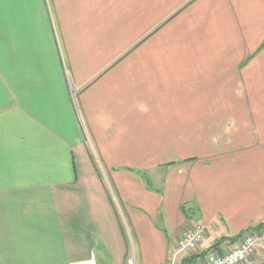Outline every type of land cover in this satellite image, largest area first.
I'll list each match as a JSON object with an SVG mask.
<instances>
[{
    "label": "crops",
    "instance_id": "1",
    "mask_svg": "<svg viewBox=\"0 0 264 264\" xmlns=\"http://www.w3.org/2000/svg\"><path fill=\"white\" fill-rule=\"evenodd\" d=\"M263 224L264 0H0V264H182Z\"/></svg>",
    "mask_w": 264,
    "mask_h": 264
},
{
    "label": "built area",
    "instance_id": "2",
    "mask_svg": "<svg viewBox=\"0 0 264 264\" xmlns=\"http://www.w3.org/2000/svg\"><path fill=\"white\" fill-rule=\"evenodd\" d=\"M205 234V227L198 225L187 231L177 241V253H194ZM262 236L257 230L245 231L238 244L231 250L220 253L218 249H209L202 257L189 259L182 264H243L250 261L261 247ZM128 264H133L129 260ZM171 264H176L172 260Z\"/></svg>",
    "mask_w": 264,
    "mask_h": 264
},
{
    "label": "rangeland",
    "instance_id": "3",
    "mask_svg": "<svg viewBox=\"0 0 264 264\" xmlns=\"http://www.w3.org/2000/svg\"><path fill=\"white\" fill-rule=\"evenodd\" d=\"M259 233L261 232L259 229H256ZM261 234V233H260ZM262 236V241L263 243L261 242V247L260 248H264V235H261Z\"/></svg>",
    "mask_w": 264,
    "mask_h": 264
},
{
    "label": "trees",
    "instance_id": "4",
    "mask_svg": "<svg viewBox=\"0 0 264 264\" xmlns=\"http://www.w3.org/2000/svg\"><path fill=\"white\" fill-rule=\"evenodd\" d=\"M263 225H264V224H263ZM263 225H261V226H263ZM241 235H242V233H240L238 236H236V238H237V239L240 238ZM237 239H234V240H237ZM218 244H219V243H218ZM218 244H216V245H218Z\"/></svg>",
    "mask_w": 264,
    "mask_h": 264
}]
</instances>
